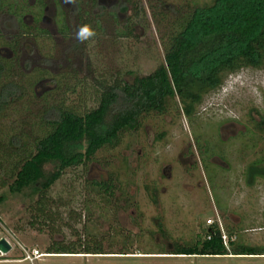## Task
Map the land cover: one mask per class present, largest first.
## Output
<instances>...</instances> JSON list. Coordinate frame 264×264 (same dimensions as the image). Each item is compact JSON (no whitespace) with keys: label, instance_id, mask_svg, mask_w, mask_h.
<instances>
[{"label":"rangeland","instance_id":"1","mask_svg":"<svg viewBox=\"0 0 264 264\" xmlns=\"http://www.w3.org/2000/svg\"><path fill=\"white\" fill-rule=\"evenodd\" d=\"M52 1L31 6L33 0H0V26L15 22L10 14L17 18L23 37L15 53L24 73L48 70L49 76L63 75L75 86L74 92H65V84L57 88L46 79L36 85L37 95L57 88L53 101L84 113L97 107L99 83L113 82L115 72L148 75L164 61V28L157 26L154 11L158 15L172 4L208 0H137L139 19L132 5L126 14H118L120 23L105 14V31L90 40L81 33L77 0H58V12ZM81 1L84 11L97 13L90 0ZM118 1L100 3L110 7ZM127 18H133L135 35L119 37ZM0 50L9 58L15 54L3 46ZM259 115H264V65L227 73L221 88L205 95L193 119L172 102L166 114L145 116L141 127L124 132L115 146L67 169L48 194L46 214L53 220L41 218L30 190L15 195L8 185L0 189V235L7 228L28 247L45 253L56 242L77 244V252L84 251L86 241L104 247V254L53 255L39 264H264V254L173 253L176 244L203 238L214 223L226 244L229 229L234 239L264 252V179L251 186L246 182L248 164L264 157V131L254 130V140L247 135ZM2 124L5 130L16 127L18 116ZM51 170L47 165L46 171ZM111 178L116 186L112 196L93 189V181ZM22 257L15 245L8 255L0 254V261Z\"/></svg>","mask_w":264,"mask_h":264},{"label":"trees","instance_id":"2","mask_svg":"<svg viewBox=\"0 0 264 264\" xmlns=\"http://www.w3.org/2000/svg\"><path fill=\"white\" fill-rule=\"evenodd\" d=\"M82 3L77 0L75 5L81 33L88 40L105 31L101 23L105 14L120 23L118 14H126L132 5L136 8V18H140L137 0H119L110 7L100 0H90L91 6L98 9L95 14L84 11ZM150 5L154 10L153 2L150 1ZM153 18L157 26L164 28L161 36L164 61L148 75L130 70L115 72L113 82L99 83L97 107L84 113L52 100L56 99L54 92L62 84L66 86L65 92L75 91V86L72 87L63 75L51 77L48 70L40 68H34L30 73L22 71L15 53L23 37L19 22L5 21L7 25L0 26L1 47L15 53L9 58L0 50V189L8 185L9 192L15 195L30 190V197H35L32 205L41 213V218H49L46 214L49 191L67 169L84 165L101 149L115 146L124 132L138 130L145 116L166 114L172 102L193 119L205 95L221 88L225 74L243 66L264 65V0L172 4L167 12L160 11L157 15L154 11ZM132 19L123 22V27L117 31L119 37L135 35ZM63 27L67 33L66 25ZM84 28L94 35L88 36L83 32ZM46 79L57 84V88L37 95L36 85ZM14 114L18 116V126L5 130L3 121ZM252 120L253 130L248 128L247 135L254 140L257 137L254 130L264 131V115ZM37 128L38 132L35 131ZM221 145L219 142L216 147ZM263 163L264 157L248 164V185L264 179ZM47 165L53 170L46 171ZM92 187L112 196L116 186L111 178L93 181ZM227 231L226 244L220 226L211 224L204 230L203 238L199 236L196 242L185 246L176 244L173 253L201 257L264 254L257 247L234 239L233 231ZM89 243L86 241L83 253H105L101 242ZM75 245L56 242L46 253H82L76 251Z\"/></svg>","mask_w":264,"mask_h":264},{"label":"built area","instance_id":"3","mask_svg":"<svg viewBox=\"0 0 264 264\" xmlns=\"http://www.w3.org/2000/svg\"><path fill=\"white\" fill-rule=\"evenodd\" d=\"M3 230L5 232V235H3V236L0 235V239L1 238H6V240L11 244L12 249H13V247L15 245L18 246L21 249V251L23 252L24 257H22L21 259H17V260L0 261V264H39L38 261L42 257H48V256H53V255L57 256V254H50V253L41 252L37 248H30L27 245H25L18 238V235L16 234V232H14L12 230H8L7 228H4ZM223 238L225 240V236L224 235H223ZM0 254L3 255V256L8 255V254H4L2 252H0ZM58 256H60V255H58Z\"/></svg>","mask_w":264,"mask_h":264},{"label":"water","instance_id":"4","mask_svg":"<svg viewBox=\"0 0 264 264\" xmlns=\"http://www.w3.org/2000/svg\"><path fill=\"white\" fill-rule=\"evenodd\" d=\"M12 250L11 244L6 240V238L0 239V252L8 254ZM57 255H68V254H57Z\"/></svg>","mask_w":264,"mask_h":264},{"label":"flooded vegetation","instance_id":"5","mask_svg":"<svg viewBox=\"0 0 264 264\" xmlns=\"http://www.w3.org/2000/svg\"><path fill=\"white\" fill-rule=\"evenodd\" d=\"M38 1H43V0H33V3H30L31 6H34V4L36 5V4L38 3ZM48 1H49V0H48ZM52 3H53V6L55 7V12H58V10H59V9H58V7H59V6H58V5H59L58 0H53ZM10 15H11V18H12V19L14 18V20H15L14 23L16 24V21H17V20H16L15 15H14V14H13V15L10 14ZM14 32H16V28H14ZM12 57H14V55H11V56H10V58H12Z\"/></svg>","mask_w":264,"mask_h":264},{"label":"clouds","instance_id":"6","mask_svg":"<svg viewBox=\"0 0 264 264\" xmlns=\"http://www.w3.org/2000/svg\"><path fill=\"white\" fill-rule=\"evenodd\" d=\"M83 32L86 33L88 36H92L94 35V32H92L91 30H89L88 28H84Z\"/></svg>","mask_w":264,"mask_h":264}]
</instances>
